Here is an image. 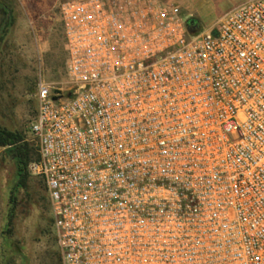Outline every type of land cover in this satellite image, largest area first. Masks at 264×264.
Masks as SVG:
<instances>
[{"label": "built area", "instance_id": "built-area-1", "mask_svg": "<svg viewBox=\"0 0 264 264\" xmlns=\"http://www.w3.org/2000/svg\"><path fill=\"white\" fill-rule=\"evenodd\" d=\"M68 94L29 124L62 264H264V0L194 32L169 0H58Z\"/></svg>", "mask_w": 264, "mask_h": 264}, {"label": "rangeland", "instance_id": "rangeland-1", "mask_svg": "<svg viewBox=\"0 0 264 264\" xmlns=\"http://www.w3.org/2000/svg\"><path fill=\"white\" fill-rule=\"evenodd\" d=\"M208 31L249 0H169ZM66 49L58 0H0V128L36 147L29 124L40 79L68 94ZM11 147H0V264H62L43 179L27 165L19 175Z\"/></svg>", "mask_w": 264, "mask_h": 264}, {"label": "trees", "instance_id": "trees-1", "mask_svg": "<svg viewBox=\"0 0 264 264\" xmlns=\"http://www.w3.org/2000/svg\"><path fill=\"white\" fill-rule=\"evenodd\" d=\"M188 26L192 30V22L188 23ZM0 147H11L19 175H24L27 165L39 159L37 146L30 145L21 134L9 132L3 128H0Z\"/></svg>", "mask_w": 264, "mask_h": 264}, {"label": "crops", "instance_id": "crops-1", "mask_svg": "<svg viewBox=\"0 0 264 264\" xmlns=\"http://www.w3.org/2000/svg\"><path fill=\"white\" fill-rule=\"evenodd\" d=\"M243 3H244V2H243ZM240 4H242V2H241V3H239L238 5H240ZM238 5H236V6H238ZM236 6H235V7H236Z\"/></svg>", "mask_w": 264, "mask_h": 264}, {"label": "water", "instance_id": "water-1", "mask_svg": "<svg viewBox=\"0 0 264 264\" xmlns=\"http://www.w3.org/2000/svg\"><path fill=\"white\" fill-rule=\"evenodd\" d=\"M189 23V22H188Z\"/></svg>", "mask_w": 264, "mask_h": 264}]
</instances>
